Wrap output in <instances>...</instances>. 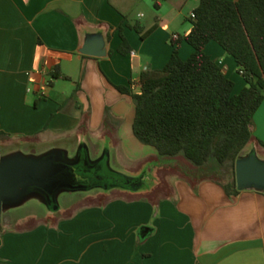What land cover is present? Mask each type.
Segmentation results:
<instances>
[{"label":"crops","instance_id":"obj_1","mask_svg":"<svg viewBox=\"0 0 264 264\" xmlns=\"http://www.w3.org/2000/svg\"><path fill=\"white\" fill-rule=\"evenodd\" d=\"M198 1L154 0L159 12L140 20L150 0H0V154L54 145L72 154L81 146L152 186L79 193L56 210L36 202L0 212V264H264V191L228 194L212 179L175 170L174 158L160 162L166 157L133 132L131 94L115 86L137 92L141 72L162 67L174 45L183 59L192 52L171 33L189 31V20H176ZM134 22L156 25L142 37ZM118 26L130 52L117 50ZM94 33L103 35L105 53L80 52ZM204 51L233 80L232 92L246 84L216 40ZM250 129L248 144L264 152V98Z\"/></svg>","mask_w":264,"mask_h":264},{"label":"trees","instance_id":"obj_2","mask_svg":"<svg viewBox=\"0 0 264 264\" xmlns=\"http://www.w3.org/2000/svg\"><path fill=\"white\" fill-rule=\"evenodd\" d=\"M193 11V17L187 16L189 31L172 39L192 45L186 58L174 45L162 67L141 72L139 91L115 86L134 100L132 129L140 141L156 147L159 156L174 158L171 167L182 174L212 179L228 194L237 193L234 161L254 138L250 124L264 98V0H199ZM155 25L143 30L132 24L142 37ZM117 28V50L130 52ZM210 39L234 57L246 81L238 92H232L233 80L204 51Z\"/></svg>","mask_w":264,"mask_h":264},{"label":"water","instance_id":"obj_3","mask_svg":"<svg viewBox=\"0 0 264 264\" xmlns=\"http://www.w3.org/2000/svg\"><path fill=\"white\" fill-rule=\"evenodd\" d=\"M78 50L92 55L104 54L103 35L86 36ZM234 178L238 189L264 191V158L256 155L253 144L246 153L243 147L238 153ZM150 181L144 179L142 173L133 176L115 169L107 154L91 158L81 146L72 154L56 145L40 152L17 148L0 154V212L25 205L31 199H36L31 204L37 202L46 210H56L68 201L58 202V195L63 191H74L75 195H86L93 190L108 192L113 188L134 192L150 190Z\"/></svg>","mask_w":264,"mask_h":264},{"label":"rangeland","instance_id":"obj_4","mask_svg":"<svg viewBox=\"0 0 264 264\" xmlns=\"http://www.w3.org/2000/svg\"><path fill=\"white\" fill-rule=\"evenodd\" d=\"M159 1H160V4H161V3H163L164 0H159ZM142 10H144V9H142ZM158 12H159V7H155L154 6V0H150V8L148 9V11H146V16L145 17H142V18H139V19L140 20H143L144 18H149V19L153 20L155 14H157ZM180 21L188 23V20L187 19H185L184 17H181V18L178 19V21L176 20V24L179 23ZM249 148H250V144H246L243 147V153H246L249 150ZM255 151H256V155L259 158H264V152L260 151L259 149H255ZM170 159H171L170 157H167V158H164V160H161L160 162H162V163L169 162ZM74 195H75L74 194V191H71V192L70 191L60 192L59 195H58V202L59 203H63L65 200L66 201L67 200H70V198H72ZM35 201H36V199H31L25 205L26 206H29V205H31L32 202H35ZM86 202H88V201H86V200L80 201L81 204L86 203Z\"/></svg>","mask_w":264,"mask_h":264},{"label":"built area","instance_id":"obj_5","mask_svg":"<svg viewBox=\"0 0 264 264\" xmlns=\"http://www.w3.org/2000/svg\"><path fill=\"white\" fill-rule=\"evenodd\" d=\"M187 16H191L193 17L194 16V11L193 9H191L189 12H188V15ZM178 33L177 32H172L171 33V37L172 39H176L178 38ZM28 79H29V84L26 86V89L29 91L31 90V82L34 81V77L31 75V72L29 71L28 73ZM45 87H46V82H44L42 85L39 86V94L40 95H44L45 94Z\"/></svg>","mask_w":264,"mask_h":264}]
</instances>
